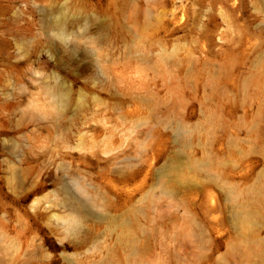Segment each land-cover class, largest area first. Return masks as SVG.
<instances>
[{
    "label": "rangeland",
    "instance_id": "1",
    "mask_svg": "<svg viewBox=\"0 0 264 264\" xmlns=\"http://www.w3.org/2000/svg\"><path fill=\"white\" fill-rule=\"evenodd\" d=\"M0 264H264V0H0Z\"/></svg>",
    "mask_w": 264,
    "mask_h": 264
},
{
    "label": "bare ground",
    "instance_id": "2",
    "mask_svg": "<svg viewBox=\"0 0 264 264\" xmlns=\"http://www.w3.org/2000/svg\"><path fill=\"white\" fill-rule=\"evenodd\" d=\"M83 186H81V188H82ZM80 190V189H79ZM85 193V192H84ZM89 195V194H88ZM70 202V201H69ZM90 204H91V200H90V198H88V197H76V196H72L71 197V205L69 206V208L70 207H72L76 212H74V211H72L73 212V214L74 213H77V216H75V217H73V216H71V217H73V221L72 222H75V221H81V219L80 218H83L82 217V215L84 214V216H85V213H87V212H89V209H90ZM92 208V207H91ZM72 214V213H71ZM92 214V213H91ZM56 215V217H58V218H60L61 217V215L59 216L58 214H55ZM63 218H60V219H58V220H61V219H64V216H62ZM70 217V218H71ZM57 219V218H56ZM65 219H68V218H66L65 217ZM64 219V220H65ZM62 222H63V220H61ZM68 221H69V224H70V219H68V220H66L65 222L66 223H64V224H67L68 223ZM75 223H77V222H75ZM68 224V225H69ZM71 224H73V223H71ZM80 224V223H79ZM74 225V224H73ZM76 225V224H75ZM79 226V225H78ZM72 227V226H71ZM68 228V227H67ZM66 228V229H67ZM74 228V227H73ZM75 228H76V226H75ZM73 230V229H72Z\"/></svg>",
    "mask_w": 264,
    "mask_h": 264
}]
</instances>
